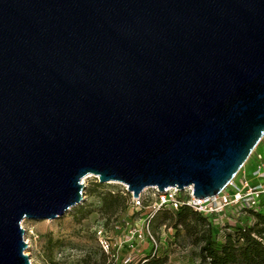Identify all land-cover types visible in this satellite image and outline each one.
<instances>
[{
    "label": "water",
    "instance_id": "water-1",
    "mask_svg": "<svg viewBox=\"0 0 264 264\" xmlns=\"http://www.w3.org/2000/svg\"><path fill=\"white\" fill-rule=\"evenodd\" d=\"M264 138V0H0V264L84 200L215 197Z\"/></svg>",
    "mask_w": 264,
    "mask_h": 264
},
{
    "label": "rangeland",
    "instance_id": "rangeland-1",
    "mask_svg": "<svg viewBox=\"0 0 264 264\" xmlns=\"http://www.w3.org/2000/svg\"><path fill=\"white\" fill-rule=\"evenodd\" d=\"M261 163H264V138L234 181L239 185L254 182L252 171ZM84 180L86 188L81 204L55 220L23 221L28 244L26 254L32 264H83L86 259L105 264H139L155 255L162 258L164 264H207L198 257L199 246L194 238L187 236L182 229H175L172 219L166 220L167 217L173 218L175 211H168L169 214L158 212L150 224H142L128 195L126 210L107 222L100 212L101 196L106 193L121 194L124 185L106 183L96 189V185L100 184L97 177L92 175ZM145 198L148 200V194ZM206 218L208 223L213 224L214 236L219 242L224 241L226 234L247 225L249 220L244 215L237 217L231 210ZM99 228H104L110 239V253H106L100 245ZM139 234H142L141 238ZM128 257H132L131 262H127Z\"/></svg>",
    "mask_w": 264,
    "mask_h": 264
},
{
    "label": "trees",
    "instance_id": "trees-1",
    "mask_svg": "<svg viewBox=\"0 0 264 264\" xmlns=\"http://www.w3.org/2000/svg\"><path fill=\"white\" fill-rule=\"evenodd\" d=\"M96 189L101 184L96 185ZM101 215L107 222L116 218L120 212L125 211L128 206V195L106 193L102 196ZM174 211L164 208L160 212ZM255 222L237 228L234 233L225 235L223 242H219L214 236L213 224L208 223L207 218L193 211L190 207L183 205L175 211L172 219L173 227L185 231L187 236L193 237L199 246L198 257L207 264H264V213H255ZM133 263V262H132ZM131 263V264H132ZM165 261L153 256L144 259L139 264H164ZM83 264H105L89 259Z\"/></svg>",
    "mask_w": 264,
    "mask_h": 264
},
{
    "label": "built area",
    "instance_id": "built-area-1",
    "mask_svg": "<svg viewBox=\"0 0 264 264\" xmlns=\"http://www.w3.org/2000/svg\"><path fill=\"white\" fill-rule=\"evenodd\" d=\"M254 182H244L239 185L232 181L228 187L219 195L207 199H198L194 196L193 187H187L180 191L176 188L165 189L160 192L157 188L145 190L138 198L128 191L124 185L123 193L131 196V205L137 210L138 221L142 224H150L155 215L164 208L177 211L181 206L186 205L203 217L221 215L231 210L234 215L248 217V224L255 222V213L264 209V163H261L252 171ZM149 192V193H148ZM148 194V200L145 195ZM100 245L106 253H110L112 244L107 237L104 228L97 230ZM142 237V234H139ZM153 239V237H152ZM155 242V240L153 239ZM113 257H116L113 255ZM127 262L132 261L128 257Z\"/></svg>",
    "mask_w": 264,
    "mask_h": 264
},
{
    "label": "bare ground",
    "instance_id": "bare-ground-1",
    "mask_svg": "<svg viewBox=\"0 0 264 264\" xmlns=\"http://www.w3.org/2000/svg\"><path fill=\"white\" fill-rule=\"evenodd\" d=\"M260 143H261V142H260ZM243 168H244V167H243ZM243 168H242V169H243ZM241 171H243V170H241ZM238 175H239V174H238ZM238 175H237V176H238ZM91 176H92V175H89V176H87V177H85V178H88V177H91ZM93 176H94V175H93ZM237 176H236V178H237ZM85 178H84V179H85ZM97 178H98V177H97ZM84 179H83V180H84ZM84 181H85V180H84ZM233 181H234V180H233ZM111 183H117V184L125 185V184L120 183V182H111Z\"/></svg>",
    "mask_w": 264,
    "mask_h": 264
}]
</instances>
